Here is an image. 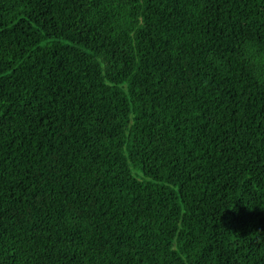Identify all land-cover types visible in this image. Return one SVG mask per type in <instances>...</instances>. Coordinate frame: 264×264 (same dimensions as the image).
<instances>
[{
  "label": "trees",
  "instance_id": "1",
  "mask_svg": "<svg viewBox=\"0 0 264 264\" xmlns=\"http://www.w3.org/2000/svg\"><path fill=\"white\" fill-rule=\"evenodd\" d=\"M0 264H264V0H0Z\"/></svg>",
  "mask_w": 264,
  "mask_h": 264
}]
</instances>
